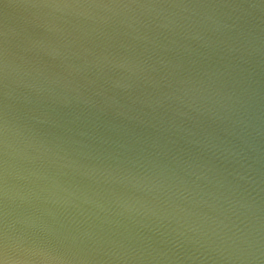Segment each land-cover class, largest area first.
<instances>
[{"label": "water", "instance_id": "water-1", "mask_svg": "<svg viewBox=\"0 0 264 264\" xmlns=\"http://www.w3.org/2000/svg\"><path fill=\"white\" fill-rule=\"evenodd\" d=\"M4 264H264V0H0Z\"/></svg>", "mask_w": 264, "mask_h": 264}, {"label": "snow or ice", "instance_id": "snow-or-ice-1", "mask_svg": "<svg viewBox=\"0 0 264 264\" xmlns=\"http://www.w3.org/2000/svg\"><path fill=\"white\" fill-rule=\"evenodd\" d=\"M3 246L0 245V264H4L3 256H4Z\"/></svg>", "mask_w": 264, "mask_h": 264}]
</instances>
